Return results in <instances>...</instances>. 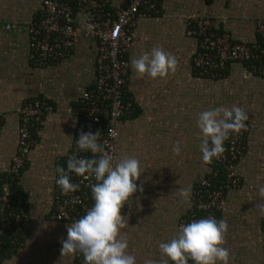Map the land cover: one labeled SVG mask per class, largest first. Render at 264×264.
Listing matches in <instances>:
<instances>
[{
    "label": "crops",
    "instance_id": "0c3cea01",
    "mask_svg": "<svg viewBox=\"0 0 264 264\" xmlns=\"http://www.w3.org/2000/svg\"><path fill=\"white\" fill-rule=\"evenodd\" d=\"M128 1L111 0L106 11ZM42 3L0 0V177L16 152L20 105L43 97L52 107L31 129L34 141L20 172L28 232L22 246L0 259V264H74L76 260V254L61 256L68 224L49 216L58 177L55 169L64 167L73 152L80 93L95 81L97 45L79 39L64 59L44 68L34 66L28 58L29 29ZM189 14L201 16L211 30L252 43L259 41L256 26L264 19V0H161L157 15L137 19L136 37L126 53L127 93L134 109L117 123L115 142L116 160L134 156L145 169L137 181L143 192L137 191L121 213L128 218L129 228L124 230L128 251L136 264L161 259L159 243L177 234L179 221L191 208V198L186 202L177 191L188 185L193 190L216 170L202 160L198 115L235 104L246 111L250 127L244 155L234 165L240 184L225 193L226 207L215 218L228 223L224 246L234 254L229 264H264V216L255 209L264 203L258 195V186L264 185V76L244 74L237 62L228 65L222 79L199 76L193 65L198 39L188 33L185 22ZM92 15L89 8L73 4L71 24L82 27ZM155 46L177 58V71L165 79L137 78L131 60ZM176 142L181 145L180 155L172 151Z\"/></svg>",
    "mask_w": 264,
    "mask_h": 264
},
{
    "label": "built area",
    "instance_id": "2783aa9c",
    "mask_svg": "<svg viewBox=\"0 0 264 264\" xmlns=\"http://www.w3.org/2000/svg\"><path fill=\"white\" fill-rule=\"evenodd\" d=\"M110 1L43 0L40 15L29 29L28 58L34 66L44 68L68 56L77 40L96 42V77L93 86L82 91L79 96L75 111L78 125L73 152L76 151V141L81 131L95 134L99 130L101 137L98 142L116 160L117 123L131 116L134 109L127 93L128 67H124L128 65L126 53L136 37L137 19L157 15L161 0H129L124 6L106 11V4ZM73 4L89 8L93 13L92 19L86 20L82 27L71 24ZM185 22L188 33L198 39L193 65L199 76L222 79L228 65L235 62L243 64L242 70L246 75L264 76V19L259 20L256 26L259 41L252 43L238 42L227 32L211 30L199 15H186ZM9 28L6 26V29ZM51 112L52 107L43 97L37 101H24L18 108L20 128L16 152L9 168L0 177V239L6 240L5 245L0 244V259L8 250L21 247L25 241L29 225L26 201L21 193L11 198V188L30 153L34 141L31 129ZM245 123L247 130L239 135H230L225 142L223 156L210 163L216 168L214 174L193 188L191 208L179 221L178 228L192 220L216 217L225 209V193L240 184L233 171L235 163L244 155L249 118ZM78 155L91 158L88 152H79ZM64 168L67 171V160ZM219 169L222 171L220 174ZM69 175L73 183L80 185L79 190L64 194L55 183L49 218L71 225L93 206L89 185L95 180H86L74 173ZM76 260L77 264H84L83 255L79 252L76 253Z\"/></svg>",
    "mask_w": 264,
    "mask_h": 264
},
{
    "label": "clouds",
    "instance_id": "9594fccd",
    "mask_svg": "<svg viewBox=\"0 0 264 264\" xmlns=\"http://www.w3.org/2000/svg\"><path fill=\"white\" fill-rule=\"evenodd\" d=\"M124 67H128L127 64ZM131 68L137 78L147 76L151 79H165L177 71V58L160 46L150 52H144L131 60ZM246 111L237 105L216 107L199 113L197 128L201 134L199 150L202 160L210 164L219 160L226 151L225 142L230 135H239L247 130ZM99 130L79 134L76 151L68 156L67 171L57 166V185L64 194L74 193L80 185L73 183L70 173L84 179L94 178L90 184L93 206L86 214L71 225L66 226L67 238L62 240L61 256L83 255L84 264H136L135 255L129 253L128 218L122 215V209L132 203L133 195L143 192V186L137 185L145 169L134 156H124L119 160L105 151L99 143ZM172 151L180 155L181 145L176 142ZM79 152L91 153V158L78 155ZM191 185L179 188L177 193L186 202L191 198ZM258 195L264 199V185L258 186ZM139 209L140 205L137 203ZM255 209L264 216V203L255 205ZM228 223L226 219L209 216L192 220L181 225L177 234L167 242L158 245L161 259L151 258L143 264H229L230 254L226 244Z\"/></svg>",
    "mask_w": 264,
    "mask_h": 264
},
{
    "label": "trees",
    "instance_id": "16d2710c",
    "mask_svg": "<svg viewBox=\"0 0 264 264\" xmlns=\"http://www.w3.org/2000/svg\"><path fill=\"white\" fill-rule=\"evenodd\" d=\"M242 65H243V64H242ZM215 169H216V168H215ZM218 171H219V174L222 173L221 169H219ZM19 179H20V176H19L18 179H15V180L13 181V185H12V188H11V198L15 197V195H16V194H19V193H21V194L24 196V198H25V195H24L23 192L19 189V186H18V184H19ZM25 201H26V198H25ZM26 205H27V204H26ZM26 205H25V207H26ZM26 210H27V207H26ZM27 212H28V211H27ZM5 241H6V240L0 239V244H1L2 246L5 245ZM18 248H19V247L15 248L14 250H8L7 253H6L5 255H3L1 259L9 257V256H10V255H11L16 249H18ZM74 264H77V260H75Z\"/></svg>",
    "mask_w": 264,
    "mask_h": 264
}]
</instances>
